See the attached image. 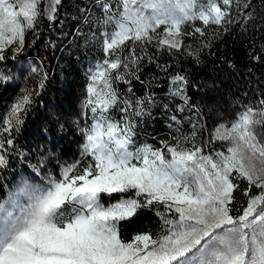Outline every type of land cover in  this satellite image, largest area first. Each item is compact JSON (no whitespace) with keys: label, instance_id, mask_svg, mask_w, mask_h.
<instances>
[{"label":"snow or ice","instance_id":"snow-or-ice-1","mask_svg":"<svg viewBox=\"0 0 264 264\" xmlns=\"http://www.w3.org/2000/svg\"><path fill=\"white\" fill-rule=\"evenodd\" d=\"M62 3L0 0V65L25 51L29 33L35 43L43 21L50 28L63 24ZM92 7L98 14L89 8L81 14L95 28L88 42L102 55L87 70L83 126L75 122L80 158L62 162L54 151L40 152L29 165L32 174L0 184V264H264V132L257 131L264 129V94L238 101L233 118L205 139L187 76L157 61L163 52L198 60L209 37L232 26L246 30L253 0H93ZM188 38L198 43L187 44ZM252 59L261 62L264 51ZM146 64L168 76L167 95L179 101L168 125L176 135L159 147L135 142L137 118L157 103L153 89L160 87L158 76L142 79ZM29 73L36 88L21 89L0 116V170L13 156L27 158L17 137L48 79L43 63L30 64ZM11 79L0 69V84ZM186 110L188 133L180 115ZM241 184L244 201L237 207ZM144 209L158 217L159 230L125 239L121 224Z\"/></svg>","mask_w":264,"mask_h":264},{"label":"trees","instance_id":"trees-1","mask_svg":"<svg viewBox=\"0 0 264 264\" xmlns=\"http://www.w3.org/2000/svg\"><path fill=\"white\" fill-rule=\"evenodd\" d=\"M93 0H63L59 12V21L51 28L43 21L38 29L35 43L32 33L28 34V45L16 60H8L0 65V69L11 75L12 79L0 84V116L7 113L11 104L20 94L21 89L36 88L37 78L30 75L29 66L43 63L48 79L40 95L34 98V103L24 119V125L17 137V147L27 157L13 156L9 166L0 170V184L12 186L21 174L30 175V164H36L39 155L54 151L60 160L69 163L80 158V132L75 122L83 126L82 101L87 85V70L102 55L97 44L88 42L95 28L86 23L81 9L89 8L94 16L97 9L92 7ZM254 19L249 21L246 30L232 26L227 32L217 38H211V45L199 52L196 60L187 54H159L158 63L171 64L169 73L183 72L188 78L187 94L190 103L200 108L202 118L200 123L206 126L202 134L206 139L218 123L230 120L236 111L238 101H254L264 94V60L256 62L252 54L264 51V0H253ZM54 41L56 46H50ZM187 44L195 46L196 39H186ZM158 76L160 87L154 88L157 103L148 114L137 118V145L143 143L159 147L161 139H171L176 133L168 127L169 116L175 114L178 100L167 95L168 76L161 73L155 64H146L142 79ZM123 87V86H121ZM137 95H142L144 89L134 82ZM164 104L168 108L163 107ZM119 117L118 110L111 113ZM90 115V113H89ZM184 117L182 131H191V124L186 117L192 115L187 110L180 114ZM63 125V127H61ZM264 132V129H258ZM201 136H197L199 142ZM219 147V145H213ZM55 161H53V164ZM49 164L48 168H53ZM58 171V169H55ZM241 191L236 193V203L239 207L244 197ZM159 219L153 211L141 210L131 221L120 226L121 235L130 239L138 230L148 229L153 233L159 230Z\"/></svg>","mask_w":264,"mask_h":264}]
</instances>
